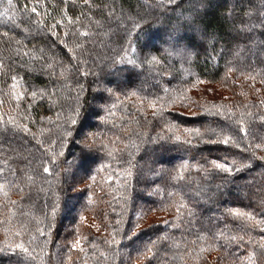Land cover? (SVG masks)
<instances>
[{"label":"snow or ice","instance_id":"1","mask_svg":"<svg viewBox=\"0 0 264 264\" xmlns=\"http://www.w3.org/2000/svg\"><path fill=\"white\" fill-rule=\"evenodd\" d=\"M7 2L8 7L3 12H0V17L5 18L6 24L11 22L12 27L0 32V37L6 38L4 40L6 45L11 46L14 43L18 47L15 49L9 47V50L14 52L16 57L12 64L5 65L3 60H0V79H3L8 72L15 73L10 76L12 84L9 96L13 97L16 101V107L18 108L19 102L28 95H30L32 100H35L38 95L41 101L47 100L50 109L57 107L55 98L60 91L57 85L61 82V77L65 76V71L72 73V80L75 81V85L70 91V97H60L63 103L58 105L59 111L55 112V121L52 120V117L47 118L58 129L55 139H40L37 132H33L27 123L19 122L12 115H8L6 120L3 115H0V121L4 123V127L0 128V136L15 137L18 134H27L24 138L36 142V151L38 153L37 155L30 154L26 158V167L24 168H8L6 170L4 167H0V193L8 198L7 204H0V207L7 209L10 205L15 206L17 201L12 200L9 193L14 191L23 196L26 191L30 192L37 184V177H40L41 180L47 183V192L52 197L51 203L48 200L43 202L44 206L49 209L52 220L57 215L61 194L66 197L64 206H68L71 200L80 193L86 194L91 199L89 193L92 185L79 188L75 177L77 172L83 173L92 180V184L98 185L96 176L92 175V172L90 173L92 164L90 153L92 152L101 153L103 157L116 159L120 162L117 173L108 176L109 182L114 178L123 179L125 183L121 187L126 188L128 179L135 175L137 182L144 184L142 191L148 195L160 191L155 186L154 177L162 179L167 175L171 179H183V173L190 169L189 160H184L179 170L166 169L164 167L161 158L164 153L172 150L171 146L173 145H180L185 149L186 153L197 149L200 144L220 145L223 147L224 151L220 156L214 158L204 157L202 151H200L201 155L199 159L197 156L190 158L196 162L198 172L203 171L208 173V167L200 164V160H203L204 165L210 166L215 175L221 179V183L217 184L215 189L212 190L219 195H223L225 186L230 182L229 177L235 173L253 169L256 162L264 165V154H260L264 153V134L256 132L257 124L260 128L264 129V99L259 100V108L256 112L251 111V108L257 107L256 105H246L243 111L237 112L233 110V106L213 104L211 109L205 108L202 114V117L205 118L212 116V123L202 124L200 127H188L169 120L168 116L170 113L166 114L165 109L175 106L177 101L180 102L181 106L190 108V105L185 103L189 99L186 95L189 89L185 88L169 92L168 88H163L160 91L165 93L164 96H161L158 91L154 90L140 99L139 93L146 91L144 83H147V80L140 84L139 91H131L130 93L125 91L127 87H121L119 84L113 87L104 82L102 78L104 75L122 73L126 68L139 69L145 76H147V70L154 65H159L163 68L164 61L158 59L151 52L136 56L135 58L128 55L129 52H132L134 55L137 52L136 47L133 45L132 35L136 29L141 28V21L145 20V16H139V14H137L139 16L138 19L127 17V23L121 20L120 17H115V31H111L112 24L109 23V30L111 32L109 39L114 37L118 40L120 42V49L119 52H116L115 56L111 57L101 67L94 59L91 65L88 64L87 58L81 59L88 52L84 43L75 44V48L80 50L79 55L75 54L74 49L68 47L66 43V38L69 36V32L67 31L69 26L72 27V35L77 40L81 36L86 38L85 42L92 36L93 29L96 26L102 27L99 20L95 21V25L90 23L88 30L82 33L77 27V25L82 24L81 17L90 22L92 20L91 12L93 5L90 0H83V6L88 9V12H81L76 17L67 14V0H63L65 8L59 12V19L56 16L51 17L52 23H47L41 18V13L38 10L40 0H36V3L30 9L31 13L36 14L37 17L36 21L31 24V27L36 29V35L32 36V39H36L38 36L43 38L44 35H47L49 38H55L52 40V43L47 44L48 51L54 54L55 49L60 47L71 55L69 56L68 64H65L64 61H59L58 67H54L52 62H46L40 67L39 74L50 81L52 87L38 88L29 85L28 87L31 89L29 92L17 91V82L23 79V77L19 76V71H23L29 75L35 74V70L28 63L34 57L26 51L28 44L31 43L30 40L25 42L14 36H10V32L19 28L20 25L16 23L14 16L9 15V10L16 7V5H13V0H7ZM236 3L241 6L243 11L237 13L235 7H233L224 14V18L230 25V32L228 33L229 40L227 47L221 48V58L229 55L233 57L232 60L225 59L224 76L227 79L233 71L245 75L246 80L250 82V91L255 92L258 96L264 90V88L255 87L257 76L260 77L258 82L264 86V69L257 71V60H259L260 65H264V0H247L246 3L244 0H236ZM185 4H187V7H184ZM218 5L224 6L221 4V0H152L147 5L153 12L158 11L160 17H166L170 23V27L163 37V43L167 46L163 49L166 53L165 59L167 56L179 55L187 62L192 57L199 55L196 49H204V41L208 37H213V46L218 43L217 34L211 30L210 25L206 22L207 16ZM28 12L29 7L27 4L20 7L22 15H26ZM43 15H49L47 7H44ZM112 16L113 12H109L106 20H111ZM28 20L31 22V17H28ZM59 28H63L65 31L60 32ZM21 32L31 35L29 27L21 29ZM136 39H140L139 35L136 36ZM125 41H127V48L124 47ZM149 44L150 41L146 40L143 47L148 48ZM35 51L41 53V60L46 59L43 46H37ZM155 51L159 52L161 49L156 48ZM245 54L246 59L241 61V56H245ZM9 60H12L11 55L9 56ZM96 68H101V71H96ZM88 76L94 78L88 87L100 93L95 99L97 101L96 107L101 113L97 115V118L102 125H107L109 118L115 115L113 109L117 105L108 101L113 98L120 101L119 93L121 92H123L125 98L129 96L138 98V103L141 106L138 111L143 113V115L137 121V125L142 130L133 133L136 137L135 139L128 136L125 141L117 136L115 139L121 145L118 148L115 146L113 140L106 139L101 132L84 131L81 133L77 131V125L81 124L83 117L82 110L84 106L81 102V97L88 90L85 87V83L81 81L86 80ZM200 82L202 81L199 76H196L191 81L193 87L196 83ZM154 87L158 88L159 85L157 84ZM2 91L3 89L0 88V92ZM69 98L72 100L71 104L67 103ZM120 102L122 103V101ZM2 103L3 101L0 100V104ZM26 107L30 109L32 104L29 103ZM146 109L152 110L150 118ZM190 114L197 115L195 112H190ZM246 122L252 125L251 130L246 126ZM157 129L159 130L157 131ZM46 131H50V129H39L41 135ZM249 136L252 137V140L245 142ZM77 137L79 138L77 139ZM71 142L78 143L81 146L78 157L79 167L76 172L71 171L72 162L67 158L63 160V164L68 165V167H62L59 160V158L65 157V148ZM46 144L47 147H45ZM233 148L237 151H231ZM100 167H105V165L101 164ZM111 167V165H107V168ZM120 167H123L122 176L119 173ZM97 171H99V168ZM48 177H51V179H48ZM69 177H71V180ZM82 182L80 181V183ZM173 187H178V185L174 184ZM101 191H103L102 186ZM181 193L184 195H181ZM196 195L197 199H199L202 193L197 191ZM168 196L170 200L167 207L174 209L176 217L180 219L182 224L186 223L188 234L190 235L193 220L196 218L197 212L194 208L188 207V204L184 202V196H187L190 201L191 195L184 189H181V192L168 193ZM123 199L127 203V198ZM208 199H211V196ZM261 207H264V201L261 202ZM151 210V208L148 209V211ZM182 210L186 211L185 217L180 216ZM69 211H71L70 207ZM48 214V212H45V219L48 217ZM227 217H234V223L239 221V223H236L235 228H230L227 223H223V227L213 226L212 228L205 229L206 234L201 235L198 233L196 240L189 242L193 247H186L184 256L188 257L193 264H264V211H260L259 216H257L255 212L232 208L227 210ZM80 219H84V217H80ZM137 219L139 221V216ZM3 223L11 224V221L5 220ZM43 223L44 220L37 221L38 226L35 229V234L25 226H21L18 229L12 227L5 229V235L8 239L0 242V253L9 254L11 264H35V261L39 259L36 254V248L39 247L41 252H44L49 243V233L39 226ZM116 223L119 225L121 221L117 220ZM172 223L174 227L177 226L175 222ZM48 227H51V223L48 224ZM92 227H95L98 231L100 230L99 224ZM139 227L140 224L137 222L122 237L121 229L113 228L111 239L104 241L111 248L107 252H101L100 256L105 260H115L119 255V245L122 240H132L133 237L139 234L136 231ZM150 227H158V225L153 224ZM257 229L260 232L259 239L251 235ZM75 231H78V229ZM39 237H44L43 241H39ZM156 239L161 244L166 245L170 237L167 234H161ZM82 240H87V237L72 239L68 247L70 250H78L84 253L86 249L82 245ZM91 247L95 250L97 246L95 243H92ZM214 250H222L221 255L215 262L210 261L207 256L202 255L205 252ZM158 256L159 249H156L155 242L150 241L149 244H145L142 248L137 249L135 260L132 259L131 255H129L128 260L129 264H139L141 258H143L148 264H155ZM184 256L180 257L182 261L184 260ZM67 259L70 261L71 256H68ZM163 259L165 261L169 260L167 252H165ZM175 259V256L171 257L172 264H174ZM121 264H124V262L121 261Z\"/></svg>","mask_w":264,"mask_h":264},{"label":"trees","instance_id":"2","mask_svg":"<svg viewBox=\"0 0 264 264\" xmlns=\"http://www.w3.org/2000/svg\"><path fill=\"white\" fill-rule=\"evenodd\" d=\"M90 2L93 5L91 22L81 17L82 24L77 25V27L82 33L88 30L90 23L95 25V21L97 20L100 21L102 27L96 26L87 42H85L86 38L82 36L77 40L72 35L71 26L67 29L69 36L66 38V43L68 47L74 49L75 54H80V50L75 48L76 43H84L88 49V52L81 59L87 58L90 65L94 59L97 64L103 67L105 62L115 56L116 52H119L120 49V42L118 40L114 37L109 39L111 35L109 23L112 24L111 31H115V17H120L121 20L127 23V17L138 19L139 16H145V20L141 21V28L136 29L132 35L133 45L137 49L134 57L151 52L158 59L164 61L163 68L159 65H154L147 70V76L140 72L139 69L132 68H126L122 73L104 75L102 78L109 86L115 87L119 84L121 87H127L125 91L130 93L131 91H139L140 84L147 80V83H144L146 91L139 93L140 99L154 90L158 91L161 96H164L165 93L160 91L163 88H168L169 92L185 88L189 89L186 93L189 99L185 103L189 104L190 108L181 106L180 102L177 101L175 106L165 109L166 114L170 113L168 116L169 120L188 127H200L202 124L212 123V116L205 118L202 117V114L205 108L211 109L213 104L233 106V110L237 112L243 111L246 105H256L257 107L251 108V111L256 112L258 110L259 100L264 99V90L258 96L255 92L250 91V82L246 80L245 75L239 72L233 71L227 79L224 76L225 59H233L231 55L221 58V48L227 47L229 40L228 33L230 32V25L224 18V14L233 7H235L237 13L243 11L241 6L236 3V0H221V4L224 6L218 5L216 9L210 12L206 18V22L210 25L211 30L217 34L218 43L213 46V37H208L204 41V49H196L199 55L192 57L187 62L179 55L167 56L165 59L166 53L163 49L167 46L163 43V35L170 27V23L166 17H160L158 11L153 12L147 7L152 0H90ZM244 2L246 3L247 0H244ZM35 3L36 0H13V5H16V7L9 10V15L14 16L16 23L20 25L19 28L10 32V36H14L25 42L31 41L26 51L34 57L28 63L35 70V74L29 75L17 69L19 76L23 77L22 80H18L17 86L25 92L31 90L28 87L29 85L38 88L52 87L51 82L39 74L40 67L46 62H52L54 67H58L59 61H64L65 64H68L69 56L71 55L60 47L55 49L54 54L48 51L47 44L52 43V40L55 38H49L47 35H44L43 38L38 36L36 39H32V36L36 35V29L32 28L31 24L36 21L37 17L36 14L31 13L30 9ZM25 4L28 5L29 12L26 15H22L20 7ZM6 7H8L7 0H0V12H3ZM44 7L48 9L49 15L47 16L43 15ZM184 7H187V4ZM64 8L65 4L63 0H40L38 10L45 22L52 23L51 17L56 16L59 19V12ZM66 11L68 15L76 17L81 12H88V9L83 6V0H67ZM109 12H113L112 19L106 20ZM28 17H31V22H29ZM11 27V22L6 24L5 18L0 17V32L8 30ZM25 27L31 29V35L21 32V29ZM58 30L60 32L65 31L63 28H59ZM137 35L140 37L139 40L136 39ZM5 39L0 37V60H3L5 65H9L16 59L14 52H11L9 47L15 49L18 46L14 43L11 46L6 45L4 43ZM146 40L150 41L148 48L143 47ZM37 46L44 47L45 60H41V53L35 51ZM124 47H128L127 41L124 42ZM156 48H160L161 51H155ZM10 55L12 56V60H9ZM245 59L246 54L245 56H241V61ZM261 69H264V65H260L259 60H257V71ZM95 70L99 72L101 68H96ZM12 74L15 73L8 72L3 79H0V88L3 89L0 92V100L3 101L0 104V115H3L5 120L8 115H12L19 122L27 123L33 132H37L40 139H55L58 129L47 118L52 117V120L55 121V112L59 111L58 105L63 103L60 97H70V91L75 85V81L72 80V73L65 71V76L61 77V82L57 85L60 91L55 98L57 107L51 109L49 102L47 100L41 101L39 95L35 100H32L30 95L25 96L19 102V107L17 108L16 101L13 97L9 96L12 84L10 76ZM196 76H199L202 82L196 83L193 87L191 81ZM93 79L92 76H88L86 80L81 81L85 83V87L88 90L81 97V102L84 106L82 110L83 117L81 124L77 125V131L81 133L84 131L101 132L106 139L113 140L115 146L119 148L121 145L115 139L117 136L125 141L128 136L135 139L136 137L133 133L142 130L137 125V121L143 115V113L138 111L141 107L138 103V98L131 96L125 98L123 92H121L119 96L122 103L115 98L108 101L109 103H116L117 107L113 109L115 115L109 118L108 124L102 125L97 118V115L101 113L97 107H93L95 106L93 100L100 93L88 87ZM259 79L260 77L257 76L255 87L264 88L258 82ZM157 84L159 87L155 88L154 86ZM29 103L32 104L30 109L26 107ZM67 103H72L71 98L68 99ZM151 111V109H146L149 118ZM190 112H195L197 115H191ZM113 125L115 126L113 127ZM8 126L10 127V125ZM246 126L251 130V124H247L246 122ZM3 127L4 123L0 121V128ZM40 128L50 129V131H46L41 135L39 133ZM256 132L264 134V129L260 128L257 124ZM26 135L18 134L15 137L0 136V167H4L6 170L8 168H24L26 167V158L30 154H38L36 142L26 140L24 138ZM251 140L252 137L249 136L245 142ZM45 147H47V144ZM171 148L172 150L164 153L161 158L164 167L166 169L179 170L183 161L189 160L190 169L183 173V179H171L167 175L162 179L154 177L155 186L160 191L158 193L154 192L152 195H148L142 191L144 184L138 183L135 175L128 179L126 188L121 187L125 183L123 179L114 178L109 182L108 176L117 173L120 162L116 159L103 157L98 152L90 153L92 161L90 173L92 172L91 174L96 176L99 186L92 184V180L85 174L77 172L75 181L79 188L92 185L89 193L91 199L86 194L80 193L71 200L68 206H64L66 197L61 194L60 206L54 220L51 218L49 209L43 203L45 200L51 203L52 200L51 195L47 192V183L41 180L40 177H37V184L30 192L26 191L23 196L14 191L9 193L10 198L17 201L15 206L10 205L7 209L0 207V242L8 239L5 235V229L9 227L18 229L21 226H25L35 234V229L38 226L37 221L44 220V223L39 226L49 233V243L44 252H41L39 247L36 248V254L39 259L35 261V264H121V261L124 264H129V255L135 260L137 249L142 248L145 244H149L150 241L155 242L156 249H159V256L155 264H172L171 257L173 256L176 257L174 264H185V262L193 264L188 257L184 256V252L186 247H193L189 242L196 240L198 233L204 235L206 234L205 229L212 228L213 226L223 227V223H227L230 228H235L236 223H239V221L234 223V217H227V210L238 208L241 211L255 212L257 216H259L260 211H264V207H261V202L264 201V165L256 162L253 169L235 173L229 177L230 182L225 186L223 195H219L212 190L215 189L217 184L221 183V179L215 175L210 166L204 165L203 160H200V164L208 167V173L203 171L198 172L196 162L190 158L197 156L199 159L201 155L200 151H202L204 157L214 158L220 156L224 151L222 146L200 144L197 149H194L190 153H186L185 149L178 144L171 146ZM80 149L81 146L78 143H69L65 148V157L59 158L62 167H68V165L63 164V160L67 158L72 162L71 171L76 172L79 167L78 157ZM231 151L235 152L237 150L233 148ZM101 164L105 165V167H100ZM107 165H111L112 167L107 168ZM98 168L99 171H97ZM119 173L122 176L123 167L119 168ZM48 179H51V177H48ZM69 179L71 180V177ZM80 181L83 182L80 183ZM174 184L178 185V187L174 188ZM101 186L103 187V191H101ZM181 189H184L191 195L190 201L187 196H184V202L188 204V207L194 208L197 212V216L193 220L190 235L188 234L186 223L182 224L180 219L176 217L174 209L167 207L170 200L168 193L181 192ZM197 191L202 193L199 199H197ZM181 195L184 194L181 193ZM209 196H211V199H208ZM123 198H127V203H125V199ZM7 199L0 193V204H7ZM69 207L71 211H69ZM149 208L152 210L148 211ZM45 212L49 213L46 219ZM152 215H157L158 220L146 222V218ZM84 216L95 218L99 222L100 230L98 231L95 227H92L93 225L86 220L80 219V217ZM138 216L139 221L137 219ZM180 216L185 217L186 211L182 210ZM5 220H10L11 224L3 223ZM117 220H120L121 224L117 225ZM140 221H143V223L141 222L140 227L136 229L139 234L130 241L122 240L119 245V255L115 260H105L100 256L101 252H107L111 248L104 241L111 239L113 228L121 229L122 237L124 233H128L129 229ZM172 222H175L177 226L174 227ZM49 223H51L50 228L48 227ZM153 224H157L158 227H150ZM77 229L78 231H75ZM161 234H167L170 237L166 245L161 244L156 239ZM251 235L259 239V229L251 233ZM81 237H87V240L81 241L86 252L81 253L78 250H70L68 247L69 242L72 239ZM43 239L44 237H39V241H43ZM92 243H95L97 246L95 250L91 247ZM221 251L214 250L205 252L202 255L207 256L210 261L215 262L221 255ZM165 252L168 254V261L163 259ZM68 256H71L70 261L67 259ZM181 256H184L183 261L180 259ZM0 264H11L9 254L0 253ZM139 264H148V262L141 258Z\"/></svg>","mask_w":264,"mask_h":264},{"label":"rangeland","instance_id":"3","mask_svg":"<svg viewBox=\"0 0 264 264\" xmlns=\"http://www.w3.org/2000/svg\"><path fill=\"white\" fill-rule=\"evenodd\" d=\"M165 35V34H164ZM164 35H163V37H164ZM128 55L129 56H132L133 58H135L134 57V54L132 53V52H129L128 53ZM122 81H125V80H122ZM18 85V84H17ZM17 91H22V89H20V87H18L17 86V89H16ZM97 97V96H96ZM95 97V98H96ZM94 101V104H95V106H93L94 108H96V103H97V101H96V99H94L93 100ZM83 220H86L88 223H90V224H92V225H96V224H98L99 222L95 219V218H93V217H91V216H89V217H85L84 216V219ZM154 221V220H158V216L157 215H152V216H150L149 218H146V222H151V221ZM145 221V220H144ZM143 223V221H140L139 222V224L140 223Z\"/></svg>","mask_w":264,"mask_h":264}]
</instances>
